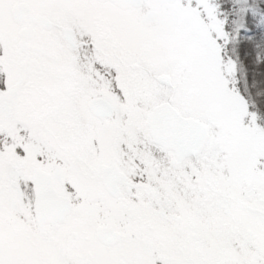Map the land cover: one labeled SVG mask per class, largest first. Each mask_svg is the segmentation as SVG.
Masks as SVG:
<instances>
[{"label":"snow or ice","instance_id":"1","mask_svg":"<svg viewBox=\"0 0 264 264\" xmlns=\"http://www.w3.org/2000/svg\"><path fill=\"white\" fill-rule=\"evenodd\" d=\"M0 264H264V0H0Z\"/></svg>","mask_w":264,"mask_h":264}]
</instances>
